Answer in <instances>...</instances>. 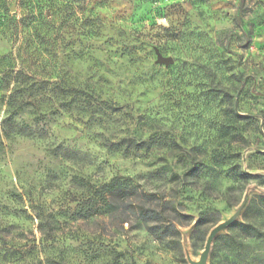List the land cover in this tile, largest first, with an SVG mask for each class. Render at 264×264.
Segmentation results:
<instances>
[{"label":"rangeland","instance_id":"obj_1","mask_svg":"<svg viewBox=\"0 0 264 264\" xmlns=\"http://www.w3.org/2000/svg\"><path fill=\"white\" fill-rule=\"evenodd\" d=\"M120 186L182 253L117 228ZM237 223L264 232V0H0V264H264Z\"/></svg>","mask_w":264,"mask_h":264},{"label":"trees","instance_id":"obj_2","mask_svg":"<svg viewBox=\"0 0 264 264\" xmlns=\"http://www.w3.org/2000/svg\"><path fill=\"white\" fill-rule=\"evenodd\" d=\"M136 194V189L127 186L116 187L110 192L111 197L108 200V205L114 213L118 214L117 218L120 219L117 228L123 229L124 223L133 218L135 224L144 226L157 242L168 245L171 249L182 253L180 245L181 234L175 225V223H182H180L177 216L169 213L171 210L173 211V207L169 209L173 204L165 202L161 205L160 202L155 203L152 196L145 194L138 196ZM204 220H201L197 226L201 227L204 225ZM130 226L133 228V225ZM236 226L247 238L264 241V232L255 226L242 223H237ZM226 246L231 254L242 260V248L245 247L243 242H238L231 238ZM182 260L185 262L184 257H182ZM221 264L231 263L225 262Z\"/></svg>","mask_w":264,"mask_h":264},{"label":"water","instance_id":"obj_3","mask_svg":"<svg viewBox=\"0 0 264 264\" xmlns=\"http://www.w3.org/2000/svg\"><path fill=\"white\" fill-rule=\"evenodd\" d=\"M159 62L165 63V64H170L173 62V60L172 59H165V58L159 56ZM210 250H211V241H209L207 243L205 250L202 254L201 260L198 264H206L207 263V260H208L209 254H210Z\"/></svg>","mask_w":264,"mask_h":264}]
</instances>
